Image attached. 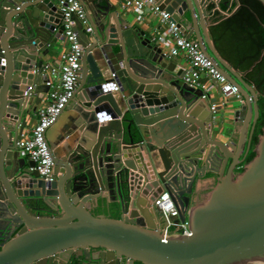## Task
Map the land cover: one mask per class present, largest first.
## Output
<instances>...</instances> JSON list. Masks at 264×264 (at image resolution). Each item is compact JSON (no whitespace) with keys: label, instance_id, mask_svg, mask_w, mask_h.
<instances>
[{"label":"water","instance_id":"water-1","mask_svg":"<svg viewBox=\"0 0 264 264\" xmlns=\"http://www.w3.org/2000/svg\"><path fill=\"white\" fill-rule=\"evenodd\" d=\"M59 1L0 0V264H123L126 258L127 264H264V126L254 157L234 171L250 150L261 91L237 78L239 71L205 38L195 39L200 49L243 96L234 113L240 135L225 142L212 137L201 89L187 86L162 47L114 14L108 0H90L83 5L91 30L79 21L73 27L83 54L70 106L77 115L66 137L74 132L76 144L60 151L47 137L53 124L46 130L52 180L18 155L27 114L48 90L41 57L64 38ZM155 1L188 38L201 15L207 20L208 0ZM109 81L117 92L108 90ZM202 102L206 111L199 114L195 104ZM228 146L242 149L243 157ZM210 172L218 182L192 206L193 187ZM165 189L179 208L175 220L190 221V235L161 238L165 220L153 201ZM103 195L117 204L118 218L88 210Z\"/></svg>","mask_w":264,"mask_h":264},{"label":"built area","instance_id":"built-area-1","mask_svg":"<svg viewBox=\"0 0 264 264\" xmlns=\"http://www.w3.org/2000/svg\"><path fill=\"white\" fill-rule=\"evenodd\" d=\"M121 2L125 8L149 12L156 17L157 25L151 32L150 39L161 47L166 36L171 37L172 47L167 54L169 56L180 54L188 61V67L181 72V79L187 86L201 89V97L207 99L209 84L217 83L223 97L232 95L241 98L238 86L228 80L213 60L200 49L196 41L184 35L178 22L169 12L160 9L155 0H121ZM59 4L62 10L63 39L67 40L68 47L59 53L57 61L42 63L41 71L46 75L43 83L48 90L42 93L40 101L34 104V106L37 105L35 109L37 120L31 128V133L27 136L21 135L16 142L18 155L33 160L32 169H35L45 180L53 179L54 168L45 133L73 97L80 75L83 47L78 42V36L73 27L79 21L86 26V31L91 30L86 24V9L81 0H60ZM112 76L113 74H110V78ZM106 84L111 92L118 91L114 81ZM209 108L213 119L216 116L218 104L210 102ZM242 169L243 165L239 166V171ZM153 207L165 220V225L160 229L163 240L191 234L190 221L186 217L184 221L175 220L178 217L179 208L168 190L165 189L159 193L153 201Z\"/></svg>","mask_w":264,"mask_h":264},{"label":"crops","instance_id":"crops-1","mask_svg":"<svg viewBox=\"0 0 264 264\" xmlns=\"http://www.w3.org/2000/svg\"><path fill=\"white\" fill-rule=\"evenodd\" d=\"M81 2L84 5L85 2L88 4L91 3L90 0H81ZM108 3L110 5V10L113 11L114 14H117L119 17L128 20L130 25L143 30L145 32V35H147L149 38L151 37V32L157 25V19L154 15L150 14L149 12L137 11L132 8H125L122 6L121 0H108ZM218 3L220 4L219 6ZM100 4H104V1H101ZM239 5L240 3L238 4V6H234L232 0H208V3L205 5V10L207 11V20L206 17L201 15V23L199 24L197 19L194 28L192 29L190 28V23L185 18H182V20L183 24H185V27L190 28L188 33L193 31V29L196 32L195 34H192L191 37H189L190 39L196 41V38H205V40H207L209 45L214 48L217 55L223 60L226 65H229L231 69L235 68L239 72L244 74L243 76H241V74L237 72V78H239L240 76L249 85V89L255 91V88L257 89V87L252 81L247 78V72L250 71L260 60L264 53V48H262L257 42H255L252 37L247 36L244 31L234 32L231 30L232 26L234 25L233 21L229 20V17L235 12ZM232 7L233 9H231ZM203 44H205L204 40ZM67 47L68 42L66 39H57L52 45L49 46L48 53L41 57L43 59V63L57 61L59 53ZM161 47L164 52L168 53V51L172 47V40L170 36H166ZM206 50L208 53L210 52L208 48H206ZM168 60L175 64L176 70L186 69L189 65L188 61L180 54L170 56L168 57ZM221 68L223 69V67ZM104 77L107 80L111 79L109 72H106ZM232 77L237 81V79L233 75ZM79 84L80 82L78 80L77 89L79 88ZM208 93V103L216 102L218 104L216 116L212 119L214 124L212 137L225 142L230 139V135L232 134L240 135L242 133L243 124L242 122H239L235 119L234 113L237 109H240V107L244 103L241 92V98L232 95L223 97L220 94L219 85L217 83H213L209 84ZM35 97H38V94H36ZM74 101H76L75 97L71 99V102L68 103L67 107L60 113L57 120L48 129V139L50 138L51 141L55 143V147L60 149V151L61 149L63 150L66 147L76 144V139H74V132H72L69 137H66L70 130L72 118L77 115L73 108H70ZM76 104L78 103H75L73 105ZM33 107L34 109L27 114L26 125L24 126L21 134H19L17 137H20L21 135L27 136L31 133V128L37 120L35 111L37 105ZM195 107L197 108V112L199 114L206 111V106L204 103L201 105L197 103L195 104ZM122 109L124 110V107H122ZM251 119L249 120L246 128H244L245 137L243 146H246L247 143V138L249 136L251 127ZM228 152L232 155H236V158L238 159H241L244 155L242 149L240 150V148L234 151V147L231 148L228 146ZM25 159L29 160L28 158ZM244 164V161L238 163L234 171L239 172V166ZM218 176L217 174L210 172L206 175L205 179L196 182L195 186L193 187V194L191 196L192 206L205 199L210 190L218 182ZM104 193L107 194V191L105 190ZM109 199V195H103L95 200L97 205H93L91 204V202H88V210L92 214H95L97 212L96 214H103L110 218H118L120 211L115 208L117 204L112 206L113 204L111 205L108 202Z\"/></svg>","mask_w":264,"mask_h":264},{"label":"trees","instance_id":"trees-1","mask_svg":"<svg viewBox=\"0 0 264 264\" xmlns=\"http://www.w3.org/2000/svg\"><path fill=\"white\" fill-rule=\"evenodd\" d=\"M239 7L229 17L233 21L232 31H244L262 48H264V5L260 0H239ZM216 42V38H215ZM218 43V41H217ZM247 78L252 81L261 94L257 97L258 117L256 119L253 133L250 139V150L245 156L244 163L250 161L255 151L253 148L258 142L264 126V53L254 67L247 72ZM115 204H113L114 206ZM97 213V212H96ZM95 213V214H96Z\"/></svg>","mask_w":264,"mask_h":264},{"label":"flooded vegetation","instance_id":"flooded-vegetation-1","mask_svg":"<svg viewBox=\"0 0 264 264\" xmlns=\"http://www.w3.org/2000/svg\"><path fill=\"white\" fill-rule=\"evenodd\" d=\"M128 261H129V259H124V261H123V264H127L128 263ZM122 263V262H121ZM131 264H141L139 261H136V260H132V263Z\"/></svg>","mask_w":264,"mask_h":264}]
</instances>
